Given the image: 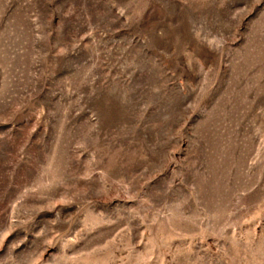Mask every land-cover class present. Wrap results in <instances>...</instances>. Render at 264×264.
Instances as JSON below:
<instances>
[{
    "label": "rangeland",
    "instance_id": "rangeland-1",
    "mask_svg": "<svg viewBox=\"0 0 264 264\" xmlns=\"http://www.w3.org/2000/svg\"><path fill=\"white\" fill-rule=\"evenodd\" d=\"M0 264H264V0H0Z\"/></svg>",
    "mask_w": 264,
    "mask_h": 264
}]
</instances>
